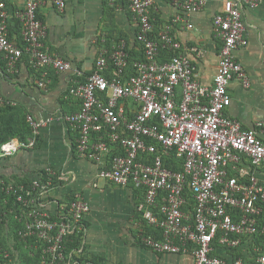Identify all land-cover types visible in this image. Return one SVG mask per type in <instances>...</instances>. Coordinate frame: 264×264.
Segmentation results:
<instances>
[{"label":"built area","instance_id":"2783aa9c","mask_svg":"<svg viewBox=\"0 0 264 264\" xmlns=\"http://www.w3.org/2000/svg\"><path fill=\"white\" fill-rule=\"evenodd\" d=\"M110 1L126 4L131 11L144 57L130 61L127 43L121 40L98 56L85 81L74 80L70 94L80 101V109L66 120L78 130V155L101 165L99 178L143 190L137 209L145 226L153 228L140 231L146 247L164 254L191 253L194 264H243L241 256L228 257L226 251L241 253L246 239L256 261L264 264V180L257 174L264 165V120L245 127L227 114L232 80L251 84L235 53L247 44L243 9L256 8L264 0H226L213 17L221 49L211 86L197 78L196 66L173 29L178 22L192 28L183 13L202 10L207 0H169L178 13L157 32L151 12L155 0ZM41 3L24 0L11 14L7 0H0V55L10 73L18 71L25 55L35 69L71 68V62L45 45ZM56 3L65 5L63 0ZM11 15L19 19L21 42L10 38ZM47 82L42 79L40 85L46 87ZM27 119L32 136L3 143L0 158L35 147L46 122L31 115ZM176 162L181 169L175 168ZM0 181L24 206L21 238L44 242L40 264H65L66 240L89 214L90 203L75 197L54 217L44 201L51 177L45 182L34 179L31 188ZM0 256H9L1 235Z\"/></svg>","mask_w":264,"mask_h":264},{"label":"crops","instance_id":"0c3cea01","mask_svg":"<svg viewBox=\"0 0 264 264\" xmlns=\"http://www.w3.org/2000/svg\"><path fill=\"white\" fill-rule=\"evenodd\" d=\"M63 1L65 5L61 8L56 0H42L38 15L46 26V47L71 62L70 69L60 72L52 68L35 69L25 55L18 71L10 73L0 55V96L4 105L18 108L38 122H46L39 129L35 147L0 159V174L14 182L50 176L52 183L44 201L45 209L53 216L63 213L64 206L75 197H83L90 203V212L77 230L81 233L80 243L69 251L65 264H194L191 253H157L141 242L139 234L146 226L137 207L143 200V190L99 178L101 165L78 155V130L66 120L67 114L80 109V101L69 93L70 87L75 79H86L94 71L102 52L111 51L121 40L126 41L131 54L136 56L139 52L138 28L131 11L117 1ZM7 2L11 14L24 4V0ZM225 2L207 0L202 10L183 13L192 28L184 22L174 24L173 28L184 53L196 66L197 78L208 86L213 84L218 71L221 49V41L214 34L213 17L224 9ZM151 12L157 32L172 20L178 8L169 0H155ZM243 20L247 44L235 53L251 84L244 86L240 80H232L229 86L232 102L227 114L245 127H252L264 120V2L256 8L245 7ZM20 29L19 19L11 15L10 38L21 42ZM42 79L48 80L46 87L40 85ZM261 135L264 137V131ZM257 174L264 180V165ZM6 216L2 240L6 251L14 256L11 260L17 264L24 248L15 238L9 215ZM243 249L238 254L227 250L226 255L241 256L243 264H259L249 240L244 239Z\"/></svg>","mask_w":264,"mask_h":264},{"label":"trees","instance_id":"16d2710c","mask_svg":"<svg viewBox=\"0 0 264 264\" xmlns=\"http://www.w3.org/2000/svg\"><path fill=\"white\" fill-rule=\"evenodd\" d=\"M130 52V51H129ZM144 57V51L140 47L139 52L131 54L130 52V61L142 59ZM164 59L167 57L164 55ZM7 64V63H6ZM56 71V70H55ZM132 72L131 68L129 70ZM85 81L86 79H81ZM70 93V89H69ZM28 114L23 112L22 110L9 105V104H0V148L3 143L9 141L12 138H18L21 141H27L29 137L32 136L33 131L30 123L28 122ZM4 159V158H0ZM175 163V161H173ZM175 168L181 169L182 165L179 162H176ZM49 175V174H48ZM50 176L45 178H41L42 181H47ZM0 180H4L6 183H11L14 181L6 180L4 178V174H0ZM33 180L25 178L19 182L18 184H24L27 188H31ZM4 183L0 181V205H1V221H0V235H1V244L5 249L4 242L2 240V230L3 224L5 223L6 214L9 215V219L11 221L10 227L15 234V238L18 242H21L22 247L24 248L20 254V261L17 264H40L41 261V253L43 243L37 237L28 238L24 240L19 235V231L25 227V217H24V206L22 202L18 201L16 196L13 193H7L4 189ZM3 189V190H2ZM56 217V215L54 216ZM147 230H153L151 227H147ZM81 239V233L74 232L72 235L68 236L66 240V255L69 251L78 247ZM74 241V242H70ZM68 256V255H67ZM12 257L0 256V264H10Z\"/></svg>","mask_w":264,"mask_h":264},{"label":"rangeland","instance_id":"374dc122","mask_svg":"<svg viewBox=\"0 0 264 264\" xmlns=\"http://www.w3.org/2000/svg\"><path fill=\"white\" fill-rule=\"evenodd\" d=\"M7 250H8V249H7ZM8 251H9V250H8ZM9 253H10V252H9ZM9 257H12L11 259H13V258H14V256H12V255H11V253H10V256H9ZM13 261H14V260H11V261H10V264H14V263H15V261H14V263H13Z\"/></svg>","mask_w":264,"mask_h":264}]
</instances>
